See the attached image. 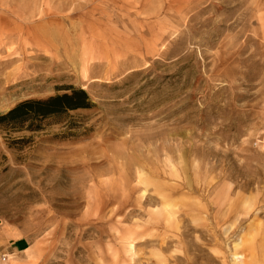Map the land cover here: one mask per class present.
Listing matches in <instances>:
<instances>
[{"label": "rangeland", "instance_id": "1", "mask_svg": "<svg viewBox=\"0 0 264 264\" xmlns=\"http://www.w3.org/2000/svg\"><path fill=\"white\" fill-rule=\"evenodd\" d=\"M0 264H264V0H0Z\"/></svg>", "mask_w": 264, "mask_h": 264}, {"label": "trees", "instance_id": "2", "mask_svg": "<svg viewBox=\"0 0 264 264\" xmlns=\"http://www.w3.org/2000/svg\"><path fill=\"white\" fill-rule=\"evenodd\" d=\"M69 90L47 98H31L19 102L7 112L0 113V125L3 128L28 126L37 130L40 128L39 121L64 115L70 110L93 106L84 88L71 86Z\"/></svg>", "mask_w": 264, "mask_h": 264}]
</instances>
